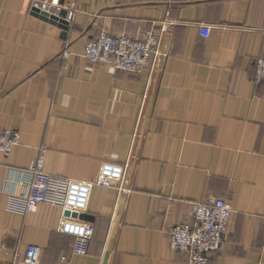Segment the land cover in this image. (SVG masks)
Wrapping results in <instances>:
<instances>
[{
	"label": "crops",
	"instance_id": "0c3cea01",
	"mask_svg": "<svg viewBox=\"0 0 264 264\" xmlns=\"http://www.w3.org/2000/svg\"><path fill=\"white\" fill-rule=\"evenodd\" d=\"M53 1L73 14L67 30L34 15L33 0H0V130L21 134L0 153V264H22L30 246L41 264H104L106 252L107 264H188L170 231L211 199L233 211L210 264H264V0ZM147 31L164 39L156 76L85 57L101 32ZM44 148L46 173L80 182L130 164L128 194L93 188L85 256L57 232L60 209L11 210L6 180Z\"/></svg>",
	"mask_w": 264,
	"mask_h": 264
},
{
	"label": "built area",
	"instance_id": "2783aa9c",
	"mask_svg": "<svg viewBox=\"0 0 264 264\" xmlns=\"http://www.w3.org/2000/svg\"><path fill=\"white\" fill-rule=\"evenodd\" d=\"M31 10L58 17L66 8L53 0H33ZM72 16L68 11L66 20L71 22ZM164 54V39L153 31L145 32L139 39L101 32L87 44L85 50V57L92 66H109L118 72L133 74L147 72L150 77L161 72L160 64ZM254 81L258 85L264 84V59L256 61ZM20 141L21 134L18 130H0V153L10 154L20 145ZM46 152L44 148L40 158L30 169L15 171L14 176L6 180L4 191L11 199V210L27 214L46 205L60 209L65 214H76V217L65 216L60 221L57 232L74 238V254L85 256L95 235L93 225L83 218L86 216L93 188L114 189L120 195L128 194L130 164L122 166L106 163L96 182H80L46 173ZM232 211V206L224 199L194 204L193 223L171 229V249L185 254L188 264H210L212 255L222 247ZM42 257L41 247L30 246L22 264H41Z\"/></svg>",
	"mask_w": 264,
	"mask_h": 264
},
{
	"label": "water",
	"instance_id": "95a60500",
	"mask_svg": "<svg viewBox=\"0 0 264 264\" xmlns=\"http://www.w3.org/2000/svg\"><path fill=\"white\" fill-rule=\"evenodd\" d=\"M34 15L41 17L42 19L49 21L51 23L54 24H59L60 26L63 27V29L67 30V28L70 26V22H68L67 19V15H68V11H62V13L60 14V16L56 17V16H49L48 14L45 13H40L39 11H34L32 12ZM66 215L69 216L71 215L70 212H66ZM72 216H76V214H72ZM84 219L87 218V216L83 217ZM109 259V253L106 252L105 254V260H104V264H107Z\"/></svg>",
	"mask_w": 264,
	"mask_h": 264
}]
</instances>
